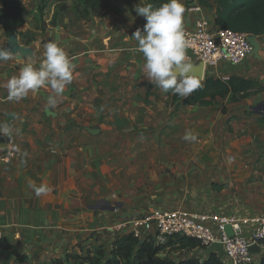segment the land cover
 I'll list each match as a JSON object with an SVG mask.
<instances>
[{
	"label": "rangeland",
	"instance_id": "obj_1",
	"mask_svg": "<svg viewBox=\"0 0 264 264\" xmlns=\"http://www.w3.org/2000/svg\"><path fill=\"white\" fill-rule=\"evenodd\" d=\"M66 1L64 9L59 7L62 2L49 1L40 18L41 0H0V9L5 3L24 9L20 27L11 32L0 27V50L11 55L0 61V124L12 129L11 136L0 135V199L6 192L4 198L12 205L19 207L26 201L33 210L46 211L50 221L56 220L49 227L61 235L59 251L51 250L42 262L82 255V250L95 246L109 249L121 233L111 229L116 224L160 209L237 217L245 220L248 236L253 229L249 221L264 218V104L255 103L253 110L242 108L248 110L230 117L224 129L206 128L207 122L196 126L199 118L216 115L213 111L221 105L203 109L182 101L173 104L170 93L144 76V57L135 66L132 58L128 65L127 59L123 61L120 70L114 66L110 74L115 81L109 87H91L89 65H85L94 42L91 35L134 38V32L146 24L135 9L147 2L107 0L102 18L84 22L75 10L76 2ZM194 2L182 0L186 7ZM93 23L105 29L89 32ZM78 27L79 40L62 41L72 39ZM52 40L71 60L79 54L86 58L81 67L75 65L74 80L66 86L62 103L56 108L47 105L54 94L50 87L30 91L19 101L9 100L8 80L28 63L38 67L44 45ZM120 44L119 40L111 45L99 43L102 50ZM29 48L31 53L21 54ZM229 113L227 108L222 112ZM187 131L196 140L184 139ZM29 182L43 183L51 191L38 197ZM216 184L225 188L216 190ZM53 231L47 230L46 237ZM17 252L7 257L15 258L12 264L23 259V250ZM203 255L197 249L163 257L180 262Z\"/></svg>",
	"mask_w": 264,
	"mask_h": 264
},
{
	"label": "trees",
	"instance_id": "obj_2",
	"mask_svg": "<svg viewBox=\"0 0 264 264\" xmlns=\"http://www.w3.org/2000/svg\"><path fill=\"white\" fill-rule=\"evenodd\" d=\"M49 1L62 2L63 5L59 6L61 9H64L68 3L66 0H41L37 8L40 18L43 17ZM73 1L76 2L75 10L78 12V17L84 22H89L93 17L102 18L108 9L107 0ZM146 2L153 7H158L167 0H146ZM197 3L208 10H213L215 7L214 21L221 28L248 33L256 37L264 36V0H197ZM184 8L185 11L188 9L185 5ZM23 12L22 7L10 8L5 3L0 9V27L8 32L20 27ZM201 83L202 87L187 98L170 93L172 103L177 104L182 101V104L189 107L209 108L216 105L218 99L231 97L232 103H240L264 92L263 83L245 78L232 77L224 81L210 76ZM214 188L222 190L225 186L216 184ZM262 244L264 245V240ZM197 249L204 251L202 243L190 237L176 236L165 245H156L153 241H141L133 234L126 233L118 234L109 249L95 246L82 250V255L67 254L63 259H51L46 264H226L217 253L183 259L180 262L163 257L166 253L174 251ZM257 264H264V255Z\"/></svg>",
	"mask_w": 264,
	"mask_h": 264
},
{
	"label": "crops",
	"instance_id": "obj_3",
	"mask_svg": "<svg viewBox=\"0 0 264 264\" xmlns=\"http://www.w3.org/2000/svg\"><path fill=\"white\" fill-rule=\"evenodd\" d=\"M195 1V3H197V0ZM209 11L210 14L214 16L213 10ZM193 18L194 16L187 13L186 10L183 17V26L190 25L193 21ZM98 28H101L99 30H104L105 26H103L102 24L100 25L93 23V25L89 26L88 31L91 32L92 30H97ZM77 30V32H72L74 34L72 39L70 36H68L67 38L65 37L66 39L62 38V41L66 42L67 40H72L76 42L77 40H79L80 37H78V35L81 31L80 27H78ZM106 33H109V30H107ZM91 36L93 37L94 42L92 43V46H88V54L90 55L88 56V62H83L84 60H86V58H82L84 55L79 58V54L78 57L73 58L72 63H74V65H78V67H81L82 63H85V65H89V71L87 73V75L89 76L88 81L90 83V86L95 89H97L96 87H98L100 84H104L105 87H109L112 82L115 81L114 76L110 74L114 66H116V68H119L120 70L122 67H124V62L127 61V65L129 64L130 58H132L135 66V64H137V62L139 63V60H142L143 58L142 53L133 49H128V46L130 47L132 45H137L135 39L131 38L130 35L119 37L118 40L122 43V45L120 44L119 47H115L113 45L111 47L106 46L104 50L101 49L102 46L99 45V43L103 42V44L111 45L113 42L118 40L116 38H110L109 35H105L104 37L97 36L96 32ZM256 38L260 46L257 55L248 58L242 64L233 66L229 63H223L217 69L207 71L199 64L189 62L192 66L191 74L200 79L201 82H204L206 78L211 76L224 81H227L232 77L245 78L248 80L260 81L264 84V36ZM52 42L55 41L52 40ZM28 52L31 53L32 50L30 48L27 50H23L21 54ZM81 75L82 74L79 73L78 77H81ZM254 98L256 100H254ZM255 103H259L258 106L264 104V92L258 95L251 96L240 103H232L231 97L218 99L216 101V105L214 106H221L217 107V109L219 108L218 111H213L216 115H214L213 117H206L204 119L199 118L198 121H196L195 125L199 126L201 125V123L207 122V125L205 126L206 128L212 129V127H219L220 129H224L225 121H227L234 115H241L248 110L247 108L245 110H242V108L250 106V109L253 110ZM214 106L203 109H211ZM196 107L202 108L199 106ZM225 108L229 109L230 111L228 116H224L222 114ZM234 127L239 130L242 126L239 123H235ZM4 194L8 196L6 192ZM5 195L2 199H0V228L3 230V247L1 248L0 252V264H12L15 258L12 256L14 259L9 260L7 259V257H11L10 254L14 253L15 251L17 252L19 249L23 250V259L19 258V261H16L15 264L48 263L42 262L43 257L53 249L59 251L58 248L61 244L59 238L61 237L60 233H58V231L53 227H49L54 226L57 223L56 220L52 219V221H50V215L46 211L36 209L33 210L31 207L26 205V201H22L19 207H17L16 205H12L9 199L4 198ZM47 230L54 231L50 232L49 236L46 237L48 235L46 233ZM263 252H257L253 256L255 264L260 262L263 256ZM18 253L19 252L16 253L17 256H19Z\"/></svg>",
	"mask_w": 264,
	"mask_h": 264
},
{
	"label": "built area",
	"instance_id": "obj_4",
	"mask_svg": "<svg viewBox=\"0 0 264 264\" xmlns=\"http://www.w3.org/2000/svg\"><path fill=\"white\" fill-rule=\"evenodd\" d=\"M187 13L194 16L190 25L183 26L188 41V62L202 64L208 71L223 63L238 66L253 56L254 46L250 41L253 35L217 26L215 16L213 18L208 9L195 2L188 7ZM244 222L219 213L160 209L143 216L128 217L111 229L121 231L119 235L131 233L141 241H153L156 245H165L176 236L199 240L204 251L213 244H221L223 254L216 253L226 264H255L253 256L256 253L250 249L257 245L260 252L264 250V218L249 221L253 225L249 236L244 233ZM228 226L232 235L227 232ZM2 242L3 230L0 228V252Z\"/></svg>",
	"mask_w": 264,
	"mask_h": 264
},
{
	"label": "clouds",
	"instance_id": "obj_5",
	"mask_svg": "<svg viewBox=\"0 0 264 264\" xmlns=\"http://www.w3.org/2000/svg\"><path fill=\"white\" fill-rule=\"evenodd\" d=\"M135 11L146 20L143 29L138 28L132 35L137 42L135 51L144 57V76L164 93L189 97L202 87V83L191 74L192 66L186 56L188 41L183 27L185 8L182 0H167L158 7L139 4ZM43 55L44 59L38 67L28 63L18 75L8 80L6 88L9 100L19 101L27 97L30 91L50 87L54 94L49 96L47 105L56 108L62 103L66 86L74 80L75 65L57 42L46 43ZM9 59L10 53L0 50V61ZM11 134L9 125L0 124V135ZM196 138L191 131H187L184 136L186 140L194 141ZM29 187L38 197L51 191L43 183L37 186L29 182Z\"/></svg>",
	"mask_w": 264,
	"mask_h": 264
},
{
	"label": "water",
	"instance_id": "obj_6",
	"mask_svg": "<svg viewBox=\"0 0 264 264\" xmlns=\"http://www.w3.org/2000/svg\"><path fill=\"white\" fill-rule=\"evenodd\" d=\"M250 41H251L252 45L254 46V54H253V56L254 55H257V53L259 51V48H260L259 43L257 41V38L255 36H253L250 39ZM199 65L201 67H203L202 64H199ZM226 229H227V232H228L229 235H232L233 234L230 226H228ZM250 250H251L252 253H257V252L259 253L260 252V248H258L257 245H253ZM216 252L219 255H222L223 254V247H222L221 244H213L210 248H208V249H206L204 251V254L205 255H209L211 253H216Z\"/></svg>",
	"mask_w": 264,
	"mask_h": 264
}]
</instances>
